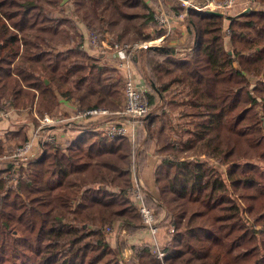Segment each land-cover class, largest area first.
Wrapping results in <instances>:
<instances>
[{
	"label": "trees",
	"instance_id": "trees-1",
	"mask_svg": "<svg viewBox=\"0 0 264 264\" xmlns=\"http://www.w3.org/2000/svg\"><path fill=\"white\" fill-rule=\"evenodd\" d=\"M253 1L258 8L226 17L191 7L188 51L132 56L150 105L135 159L156 145L147 199L161 203L172 228L164 264H264V0ZM160 4L183 10L178 0H0V108L44 116L60 98L82 108L119 105L122 76L90 52L86 31L110 44L143 39ZM171 86L181 93L166 97ZM167 104L180 107L186 126L177 122L161 137L153 126ZM76 131L63 144L42 142L25 164L0 168V264H163L151 239L129 260L101 233L116 222L130 232L143 227L130 195L128 140L86 125ZM22 133L0 136V158L9 155L6 140ZM15 171L6 184L4 174Z\"/></svg>",
	"mask_w": 264,
	"mask_h": 264
},
{
	"label": "built area",
	"instance_id": "built-area-1",
	"mask_svg": "<svg viewBox=\"0 0 264 264\" xmlns=\"http://www.w3.org/2000/svg\"><path fill=\"white\" fill-rule=\"evenodd\" d=\"M223 1L230 2L231 0ZM182 4L187 5L186 11H188V9L191 7L197 10H218V6L212 1H209L207 4L202 6L192 4L191 1L189 2L187 0H182ZM184 14H182V16ZM184 19L185 17L181 18L180 16L174 18L160 4L159 7H156L155 9V22L152 23V25L153 28L155 24L158 25L159 28H162V31L158 33L153 29H150L151 31L149 36L140 40L121 44L116 42H112L110 44L98 36L94 30H87L85 34V40L87 43L99 53H106V55L112 54L113 58L115 59V67L122 73V92L124 97L122 107L112 110L104 106L82 108L76 105L65 115L46 116L44 121H41V123H43L41 126L44 128L39 126L34 132V135H38L41 129H45L47 132L45 134L46 137L44 141L52 142L57 140V138L60 139L59 131L61 129L62 131L71 132L72 130H76L78 127L86 125L94 130L100 131L103 135L111 137L120 136L126 138L131 145L130 195L133 202L137 206V210L141 217V222L144 224L151 236L152 234L154 235L155 231L157 232V228L154 225V228L149 225V222L154 220V214L150 204L148 203L149 200L147 199V192L145 191L144 185L139 178V164L135 159L134 150V148L137 146V137L139 135V131L145 125L146 115L149 113L150 107L146 87L135 82L132 56L137 50L149 49L151 46H173V44L176 43L178 34L186 33V26L183 24ZM189 49L190 46L188 45L180 47L178 51L183 54ZM33 145V138H28L23 143L15 146L12 150V153L9 154L8 157L16 161L27 162L33 156ZM153 201L154 200H152V202ZM153 204L158 205L156 201ZM256 227L261 228V226ZM102 231L106 235L111 237L115 236L118 239L126 236L125 233L118 232L112 226H106ZM145 246H147V244L144 241H140L130 253L134 254L137 249ZM149 247L155 254V257L158 258L161 263H163L165 251L163 250L162 245L154 240L150 243Z\"/></svg>",
	"mask_w": 264,
	"mask_h": 264
},
{
	"label": "rangeland",
	"instance_id": "rangeland-1",
	"mask_svg": "<svg viewBox=\"0 0 264 264\" xmlns=\"http://www.w3.org/2000/svg\"><path fill=\"white\" fill-rule=\"evenodd\" d=\"M65 1H67V0H61V2L62 3H64ZM179 1V3H180V5L181 6H183V10L182 11H173V12H171L170 14L174 17V18H176V17H178V16H180L181 18H184V17H186L187 16V11H186V7H187V5L186 4H182V0H178ZM187 1H191V3L192 4H195V5H198V6H202V5H204V4H207L209 1L211 2H214V4H216L218 7V10H214L215 12H218V13H221L223 16H232V15H235V14H238V13H241V12H243L244 10H246V9H250V8H258V7H255L254 6V1L253 0H231L230 2H224L223 0H187ZM67 5H69V7L71 6V4H70V2H68L67 3ZM260 6V5H259ZM186 14V16H185V14ZM182 14H184L183 16H182ZM90 24L92 25V26H95V23H94V21H92V19H90ZM152 25V23H150V24H148V29L147 30H145V32H146V34L149 36V33H150V31L153 29V30H155L156 28H157V26L158 25H154V28H153V25ZM151 29V30H150ZM225 29V28H224ZM95 31V30H94ZM96 32V31H95ZM144 32V33H145ZM226 32L228 33L229 32V30L228 29H225V31H223L222 32V34H226ZM97 33V32H96ZM98 35V34H97ZM227 35V34H226ZM99 36V35H98ZM141 39V38H140ZM186 39H187V37H186ZM133 41V40H132ZM131 40L129 41H126V42H122V43H129V42H132ZM225 45L227 46L228 45V42L226 41L225 42ZM108 49V48H107ZM89 50H90V52L91 53H93L94 55H97V56H99V57H101V58H103L102 60H103V62H105V63H107V64H114V62H115V59L112 57L110 60H111V62H109V61H105V60H107L106 59V53H99V52H97L94 48H92V46L91 45H89ZM140 50V49H139ZM143 50V49H142ZM144 50H146V49H144ZM134 63H133V61H132V65H133ZM111 65V66H112ZM118 70V72L120 73V75L122 76V73H121V71L119 70V69H117ZM166 80H168V77H164V79H163V81H166ZM150 83H153V82H150ZM146 87V86H145ZM170 88H172V89H170ZM170 88H168L166 91H164V93H165V96L166 97H168L169 95H173L174 93H179L180 92V90H173L175 87L174 86H171ZM122 89H123V80H122V83H121V102H120V104L119 105H117V106H114V107H111V106H108V105H103L104 107H108L109 109H112V110H115V109H119V108H121L122 107V105H123V102H124V97H123V92H122ZM174 92V93H173ZM181 93V92H180ZM160 98H159V100H158V103L156 102V105L157 104H161V102H160ZM102 106V105H101ZM149 107H150V105H149ZM0 124H2L3 122H5V125H4V127H6L4 130L6 131H9L8 129L9 128H14L15 130H17V129H21V135L20 136H18V138H16L15 139V142H18V141H21V140H23L22 139V135L24 134V132L26 133L27 131L29 132L31 129V131H30V133H29V135H27V138H25L23 141H21V143H23L25 140H27L28 138H33V142H34V144H36V147L39 149V152H35L34 150H32V154H33V156H35L36 154H40L41 152V143L42 142H45L44 140H45V134H46V130L45 129H41L40 131H39V133H38V135L36 134V135H34V130H36L37 129V127H39V126H41V125H43V123H41V121L43 120L44 121V119H45V117L46 116H51V115H53V116H57V114H55V113H53V114H51V115H44V116H36V114H35V112H34V108L33 109H21V108H16V107H13L12 105H7L6 107H4V108H0ZM34 115H35V117H34ZM161 116V119H159V118H157V120H156V123H155V125L153 126V129L154 130H157L156 132L157 133H159V134H161L162 133V135H160L161 137H163L165 134H171L172 132L174 133L177 129H176V123L177 122H179V123H181V122H183V124L181 125L182 127H183V129H185V126L186 125H184L185 123V121H183L182 120V118H184V116L182 115V113L180 112V107L179 106H176V107H172L171 105H166L165 106V112L162 114V115H160ZM148 117V116H147ZM146 117V118H147ZM37 121V123L35 124V122H34V119ZM160 120V121H159ZM159 122H161V123H159ZM159 125L163 128V130L161 131V132H158L159 131ZM176 126V127H175ZM41 128H44L43 126H41ZM56 128V127H55ZM34 129V130H33ZM175 129V130H174ZM2 128L0 127V134H1V132H2ZM6 131V132H7ZM33 131V132H32ZM146 127H144V129L143 130H140V132H141V135H142V137L146 134ZM178 131H179V127H178ZM6 132H4V136H5V134H6ZM31 132L33 133L32 135H30L31 134ZM60 133H62V132H64V131H62V129L59 131ZM66 132V131H65ZM140 135V136H141ZM157 135V134H156ZM39 138H38V137ZM60 141H63V138L61 139V137H60V139L59 138H57V140H55V142L56 143H59ZM154 141H156V140H154ZM20 143V144H21ZM16 144V143H15ZM14 144V145H15ZM19 145V144H18ZM128 145H129V147H130V151H131V145H130V143L128 142ZM137 145H139V135H138V137H137ZM13 146V145H12ZM12 146H8L7 148H6V151H5V153L8 155V154H11L12 153V150L14 149H12L11 150V152H8L7 153V151H8V149H10V147H12ZM17 146V145H16ZM34 146V145H33ZM141 147L140 148H142V144L140 145ZM152 147L154 146V148H156V145L153 143L152 145H151ZM150 146V148H152ZM149 148V149H150ZM149 149H148V151H149ZM197 150H198V148H197ZM148 151H147V153H148ZM152 152V149H151V151H150V153H149V155L148 154H146V156L143 158V159H145V160H142V157H143V155L142 156H140V158H139V155H138V157H137V163H139V178L141 179V181H142V183H143V185H144V188H145V191L147 192V187L149 188V186L147 185V183H149V177H150V175H149V177H147V175H146V171H145V173L143 172L144 170H142V166L144 167L147 163L149 164V160H148V158H147V156L149 157V158H151L152 156H154L153 155V152ZM176 152V151H175ZM131 154V153H130ZM178 154V153H177ZM184 153H182V155H183ZM179 155V154H178ZM181 155V154H180ZM185 155V154H184ZM199 156H202V154L201 155H199ZM7 157V156H6ZM5 156L4 157H2V158H0V165H5V164H7L6 166H4V167H2V168H10V167H12V166H14V163H19V162H21V161H16V160H14V159H12V158H10V157H7L6 158ZM155 157V156H154ZM155 158H157V157H155ZM21 163H23V164H25L26 162H21ZM141 163H142V165H141ZM144 164V165H143ZM18 170V169H17ZM16 174H17V171H15V172H11V173H6V174H4V178L6 179V180H8V181H6V184L8 183H10V182H13L14 180H15V178H16ZM150 189V188H149ZM150 194V193H149ZM150 196V195H149ZM150 199L151 200H149L148 201V203L150 204V207H151V209H152V211H153V214H154V220H151L150 222H149V225L152 227V228H154L153 227V225L157 228V232L155 231V233H154V235L152 234V236L148 233V231H147V229H146V227L144 226V224H143V227L141 228V229H139V231L140 232H142V233H144V234H146V235H148L149 237H150V239L152 240V242L154 241V240H156L160 245H162L163 246V244H164V240H165V238H168V235L170 234V232H171V230L172 229H170L171 228V225H168V224H166L164 221H163V219H164V216L166 215V210L164 209V207L161 205V203H159V202H157L156 201V199L155 198H153L152 196H150ZM152 200H154L153 202H152ZM155 201L158 203V205H156V204H153V203H155ZM135 204V203H134ZM136 205V204H135ZM137 207V206H136ZM106 226H112L113 228H115L118 232H123V233H125V235L127 236V237H125V238H121V239H118V238H116L115 236H113V237H111V236H109V235H106L103 231L101 232L105 237H106V239L108 240V242L113 246V248H115L116 249V251L117 252H119V254H122V256H123V258H126V259H128L129 258V260H130V257H131V255H132V253H130V252H132L133 251V249L135 248V246L139 243V241H138V238H133V235L138 231H136V232H130L129 231V229L126 227V226H123V224H120L119 225V223L118 222H116L115 224H111V225H109V224H106L105 226H103V227H100V228H102V230L106 227ZM257 226H261V225H257ZM262 227V226H261ZM23 230L25 231V232H27V229L26 228H23ZM170 231V232H169ZM138 241V242H137ZM134 242H136V243H134ZM144 242L147 244L149 241H146V240H144ZM133 248V249H132ZM125 251H126V253L127 254H124L125 253ZM164 264V263H163Z\"/></svg>",
	"mask_w": 264,
	"mask_h": 264
},
{
	"label": "crops",
	"instance_id": "crops-1",
	"mask_svg": "<svg viewBox=\"0 0 264 264\" xmlns=\"http://www.w3.org/2000/svg\"><path fill=\"white\" fill-rule=\"evenodd\" d=\"M183 24H184V22H183ZM188 36H189L188 35V31H186V33H183V34L182 33H179L178 34V38L176 39V43H174L178 47V50H179L180 47L185 46V43H186V40H187L186 37H188ZM186 46H188V45L186 44ZM171 47H175V46H171ZM178 50H176V48H175V51H178ZM179 54H181V53L179 52ZM112 57H113L112 54H107V56H106V59L107 60H105V61H109ZM109 62H111V60ZM133 71H134V76H135V82L137 84H141V85H144L145 86V83L143 82L144 80L141 77V74L139 73V71L137 70L135 64H133ZM75 106H76V104L72 100L65 99V98H60V103L57 106V108L55 109L54 113L57 114V115H65L68 112H70V110H72ZM4 125H5V122H3L2 124H0V127L3 129L2 132H1V134H0L1 137H4V132L7 131V130L6 131L4 130L6 128V127H4ZM8 130L9 131H16L14 128H9ZM30 131L29 132L28 131L26 132V136L29 135ZM32 132H31L30 135H32L35 132V130H34L33 133ZM78 134H79V131H76V130L75 131L72 130L71 132H65L64 131V133H60L61 139L63 138V141H60V142H62V144H63V142H65L66 140H70L73 137H76ZM15 139H16V137L15 136H12V139L6 140L5 146L10 145V144L13 145L15 143ZM151 149H152V152H154V149H155L154 146L149 149V151L147 153L148 155H149ZM33 150L35 152H39V149L36 147V144H34ZM147 158L149 160V164L147 163L144 167H142V170H144L143 171L144 173L146 171V175H147V177H149V174H151V173L153 174V171H154L153 169H154L155 165L158 163V160L154 156H152L151 158H149L147 156ZM7 164L0 165V168L6 166ZM125 237H127V236H125ZM125 237H121V238L123 239ZM133 238H135V239L138 238V241L139 240H146V241L150 240V237L148 235L140 232L139 230L133 235ZM134 243H136V242H134ZM124 254H127L126 251H125Z\"/></svg>",
	"mask_w": 264,
	"mask_h": 264
},
{
	"label": "water",
	"instance_id": "water-1",
	"mask_svg": "<svg viewBox=\"0 0 264 264\" xmlns=\"http://www.w3.org/2000/svg\"><path fill=\"white\" fill-rule=\"evenodd\" d=\"M248 9L244 10V11H247ZM150 49L152 50H157V51H160V52H164V53H174L175 52V49L172 48V47H169V46H151ZM151 86L152 88L156 91V93L158 94L155 86L153 83H151ZM149 116V113L146 115V117Z\"/></svg>",
	"mask_w": 264,
	"mask_h": 264
}]
</instances>
